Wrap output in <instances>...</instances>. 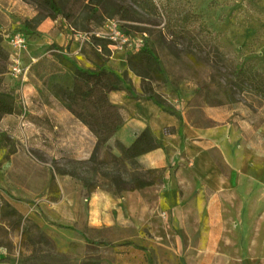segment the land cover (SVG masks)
Segmentation results:
<instances>
[{"label": "rangeland", "instance_id": "374dc122", "mask_svg": "<svg viewBox=\"0 0 264 264\" xmlns=\"http://www.w3.org/2000/svg\"><path fill=\"white\" fill-rule=\"evenodd\" d=\"M1 1L3 44L16 52L9 39L18 33L26 38L27 49L18 57L30 72L43 78L55 71L54 57L30 65L52 47L45 48L41 41L47 36L37 31L44 20L53 34L66 28L78 36L83 67L63 49L55 55L119 78L122 90L111 93L110 100L124 123L138 100L202 126L209 124L207 111L213 110L264 148V99L239 72L264 75V0H109L102 16L78 12L70 21L48 18L28 0ZM112 21L132 48L101 38L111 33ZM37 37L41 41L34 48L30 41ZM28 77L17 79L26 83ZM1 90L13 92L6 85ZM57 99L53 111L35 105L33 112L26 110L28 118L42 122L38 131L21 128L18 119L0 122V264H264L254 237L264 234V178L248 181L242 191L208 193L215 223H186L198 213L195 194L182 197L187 207L165 208L166 171L149 173L125 161L117 141L93 147L76 125L55 129L51 123H58L59 106L67 103L63 96ZM136 179L152 185L122 191ZM101 192L116 203L102 209L99 222L90 197ZM226 231L237 236L228 241Z\"/></svg>", "mask_w": 264, "mask_h": 264}, {"label": "crops", "instance_id": "0c3cea01", "mask_svg": "<svg viewBox=\"0 0 264 264\" xmlns=\"http://www.w3.org/2000/svg\"><path fill=\"white\" fill-rule=\"evenodd\" d=\"M37 31L45 33L47 38L44 36V41L38 37L34 38L30 41V45L35 48L37 41H41L45 48L50 45L52 47H48L46 53L40 58H32L30 65L39 62L43 57H52V54L60 53L63 49L69 57L77 61L80 67H83L81 42L77 35L71 34L66 28L65 33L55 32L53 34L47 21L37 26ZM6 49L11 54L10 59L20 60L18 52H13L7 47ZM11 65L12 60L9 62V67ZM42 76L36 75L32 69L26 83H20L17 79L19 77L13 76L10 72L3 77L4 85L13 91L18 109L22 110V115L6 116L1 124L12 122L10 118H13L18 119V126L21 128L29 125L38 131L44 127L37 117L28 118L26 112V110L29 113L33 112L34 105L40 109L44 108L46 112L53 111V108L56 107L52 103L53 100H56L46 95L43 90ZM59 108H61V119L58 120V123H51V126H55V129L60 126L61 129L67 130L69 125H76L92 141L94 147L97 140L88 127L63 106H59ZM207 116L208 125H197L187 118L182 120L164 112L152 101L138 100L134 103L131 114L127 115L122 128L109 142L112 144V142L118 141L129 147L138 135L148 130L159 143H164L163 147L139 157L137 162L145 170L166 171L169 192L163 196L165 208L177 210L184 206L187 207L185 204L189 202L184 201L182 197H186L190 193L197 196V216L192 215L191 218L185 219L186 223H215L216 219L210 216L211 211L207 202L208 193L212 192L219 196L224 192L242 191L248 181L255 182L264 178V148L258 146L254 140L247 136L246 131L236 126L227 117L218 115L213 110L207 111ZM68 153L71 154L70 151ZM220 162L227 172H224ZM190 202L191 204L188 206L193 207L195 201ZM115 203L116 200L104 192L90 197V207L99 222H102V209L111 208ZM224 208L226 209L225 205ZM222 220L227 221L226 210ZM206 234L208 239L214 238L213 234ZM236 236V233L227 231L223 234V237L228 241H232V238ZM263 236L264 234L259 232L254 235L255 249L258 253H264V246L261 244ZM232 245L233 243L228 246Z\"/></svg>", "mask_w": 264, "mask_h": 264}, {"label": "trees", "instance_id": "16d2710c", "mask_svg": "<svg viewBox=\"0 0 264 264\" xmlns=\"http://www.w3.org/2000/svg\"><path fill=\"white\" fill-rule=\"evenodd\" d=\"M28 1L47 11L48 18L56 20L58 16H62L67 21L73 19L78 12L88 13L93 17L102 16L109 2V0H75L70 5L68 0ZM43 21L40 20L37 26ZM27 28H31V26L27 25ZM144 52L150 54L147 50ZM52 57L57 60V63L53 65L55 71L42 78L45 94L56 101L59 96H63L67 102L63 107L88 127L97 140V147L108 145L124 125V118L119 108L110 100L111 93L122 90L121 81L114 73L106 70H85L65 56L59 57L52 54ZM9 62L10 53L4 46L3 38L0 35V122L6 116L22 115V110L18 109L14 94L1 90V86L4 85L3 77L9 72ZM239 72L242 74L243 83L264 99V75L253 74L243 68ZM117 147L122 159L130 163H138L139 157L161 148V145L152 133L146 130L138 135L131 146L126 147L117 141ZM158 171H149V173ZM132 183L134 186L122 191H139L152 185L150 182L139 179Z\"/></svg>", "mask_w": 264, "mask_h": 264}, {"label": "built area", "instance_id": "2783aa9c", "mask_svg": "<svg viewBox=\"0 0 264 264\" xmlns=\"http://www.w3.org/2000/svg\"><path fill=\"white\" fill-rule=\"evenodd\" d=\"M109 27H110L111 33L105 34L101 36V38H108L113 43H115V45H118L119 47L132 48L133 44L131 43V40L120 32V28L117 22L115 21L110 22ZM86 36L88 35L86 34ZM27 43L28 42L26 38L20 33L13 35L9 39L10 46L13 47L16 52L21 51V50H26ZM11 60H12V65L10 67L9 72L13 76L21 77L23 78V80H25V78H27V76L29 75L31 67H28V68L22 67L19 59L11 58Z\"/></svg>", "mask_w": 264, "mask_h": 264}]
</instances>
